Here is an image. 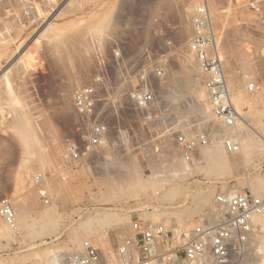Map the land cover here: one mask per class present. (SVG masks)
I'll list each match as a JSON object with an SVG mask.
<instances>
[{"label":"rangeland","instance_id":"rangeland-1","mask_svg":"<svg viewBox=\"0 0 264 264\" xmlns=\"http://www.w3.org/2000/svg\"><path fill=\"white\" fill-rule=\"evenodd\" d=\"M63 1L39 0V13L28 29L15 27L8 38H0V196L24 208L28 222L8 237L0 216V264H50L54 255L65 258L78 252L85 240L102 251L110 239V257L113 248L132 235L134 219L164 221L188 233L219 192L252 191L250 183H256L264 194V141L257 135L264 136V30L246 0H207L232 100L240 120L250 125L238 127L245 138L235 155L223 141L236 134V127L216 119L200 65L189 48L192 16L202 0H72L65 8ZM23 2L0 0V22L5 6ZM115 56L119 64H114ZM142 58L164 67L175 80L183 79L170 86L172 82L151 76L157 99L149 109L136 112L128 93L139 82L134 65H141ZM101 59L112 93L107 96L106 87L101 88L100 114L110 124L114 144L71 167L67 140L84 146L74 91L93 81ZM231 77L237 81L232 83ZM250 83L259 89L250 92ZM202 130L210 132L209 144L193 161H184L173 134ZM169 144L172 151L165 147ZM215 144L223 146L228 165L219 172L205 156ZM108 152H117L135 177L129 178L122 168L107 175L102 161ZM115 173L118 183L112 178ZM38 174L45 176L48 204L39 196ZM135 180L145 181L147 188L134 194L129 187ZM205 193L210 199L198 204L197 197ZM105 213L111 221L99 223L97 218ZM87 221H93L88 229ZM259 221L262 230L251 239L248 253L234 257L231 264H264V217Z\"/></svg>","mask_w":264,"mask_h":264},{"label":"built area","instance_id":"built-area-1","mask_svg":"<svg viewBox=\"0 0 264 264\" xmlns=\"http://www.w3.org/2000/svg\"><path fill=\"white\" fill-rule=\"evenodd\" d=\"M39 0H24L21 6L9 4L2 9L0 38H8L15 27H30V22L38 11ZM247 8L253 13L256 22L264 30V0H246ZM190 51L200 65L204 87L209 95L216 119L223 125L234 127L239 112L232 100L224 64L220 53L217 33L213 26L208 1L202 0L192 16ZM102 58V57H101ZM122 60V58H121ZM39 62V58L35 59ZM119 64V57H114ZM39 65L36 66V69ZM134 75L139 81L128 93L130 104L136 112L149 109L157 99L155 85L150 77L164 81L165 68L142 58L141 65H134ZM108 69L100 60L98 71L90 84L74 91L73 103L78 112L84 146L74 139H68V164L77 166L85 156L98 153L100 149L114 144L109 122L100 114L103 101L100 92L106 87L109 96ZM259 89L250 83L248 90ZM177 149L186 162L195 159L197 152L210 142V132L202 130L195 135L182 132L173 134ZM227 152L240 151V144L226 137L223 141ZM159 151V147L155 148ZM45 176H35L38 193L43 203L50 202L48 189L43 185ZM0 216L11 228L16 227L17 213L11 199L0 196ZM257 217H264V194L257 195L250 189H230L219 192L213 206L209 208L188 233L169 227L164 221L145 219L132 220V235L117 245L111 256L95 247L89 240L82 243L81 249L69 257L68 264H231L234 257L248 253L250 241L262 230Z\"/></svg>","mask_w":264,"mask_h":264},{"label":"bare ground","instance_id":"bare-ground-1","mask_svg":"<svg viewBox=\"0 0 264 264\" xmlns=\"http://www.w3.org/2000/svg\"><path fill=\"white\" fill-rule=\"evenodd\" d=\"M72 0H64L63 2H62V4H61V7L63 6V5H65L64 6V8L66 7V6H68L69 4H70V2H71ZM60 8V7H59ZM58 9V8H57ZM52 15H55V13L53 12V14ZM51 25V21L50 22H48V27H51L50 26ZM47 28V27H46ZM41 35V34H40ZM40 35H38V36H36L35 38H33V40L31 41L32 43H35L39 38H40ZM21 55V54H20ZM221 55V54H220ZM230 65V64H229ZM225 69V68H224ZM184 70H187L186 68L184 69ZM166 72H165V77H164V80H165V82H167V81H169V82H172L171 83V85L170 86H172V84H173V82H175L174 84H176V83H178V84H180L179 83V81H181V79H183L181 76H180V80H175L174 78H173V76L172 77H170V75H168V71L167 70H165ZM186 72V74H187V72H189L188 70L187 71H185ZM184 72V73H185ZM234 70H233V74H234ZM183 73V74H184ZM182 74V75H183ZM185 74V75H186ZM232 74V75H233ZM188 75V74H187ZM184 76V75H183ZM189 76V75H188ZM127 77H125V79H126ZM135 78V77H134ZM178 78V77H177ZM187 78V77H186ZM233 77H231V79H232ZM129 79V78H128ZM237 79V78H236ZM236 79H234L233 78V80H231L232 81V83H234L235 82V80ZM126 81L128 82V80L126 79ZM125 81V82H126ZM237 81V80H236ZM129 82H131V80H129ZM187 83H188V81H187ZM127 84V83H126ZM177 84V85H178ZM173 86H175V85H173ZM178 87V86H177ZM186 87H187V85H186ZM174 88V87H173ZM177 92H178V90H177ZM183 93V92H182ZM170 94V93H169ZM174 94V93H173ZM178 95V94H177ZM174 97V96H173ZM180 98V97H179ZM170 100H174V99H171V98H169ZM211 121H212V119H211ZM209 122V121H208ZM210 123H212V122H210ZM219 123V122H218ZM244 122L243 121H241L240 120V115H239V117H238V121H237V123H236V125H235V127H236V134H232V133H230V132H228L227 134H229L230 133V135H228L227 137L228 138H231V139H233V140H236V142L237 143H239V144H243L244 142L242 141V139L243 138H245V136H244V130L242 129V130H240V129H238V127H241V124H243ZM245 125L247 124L248 126H250L248 123H244ZM218 125V124H217ZM244 125V126H245ZM215 126V125H214ZM219 126V125H218ZM221 126V125H220ZM227 126V125H226ZM243 126V125H242ZM213 127V126H212ZM224 127V126H223ZM227 127H229V126H227ZM218 128V127H217ZM220 128V127H219ZM215 129L217 132L216 133H218V131H221V129ZM241 128H243V127H241ZM229 129V128H228ZM214 131V130H213ZM212 131V132H213ZM223 131H225V128H224V130ZM226 132H227V129H226ZM220 133H222V131L220 132ZM225 133V132H224ZM186 134H188V133H186ZM214 134V133H213ZM218 135H219V133H218ZM257 135H258V137L262 140V141H264V136L262 135V134H260V133H257ZM121 136H123V135H121ZM125 136V135H124ZM215 136V135H214ZM236 137H238L239 139H235ZM125 139V138H124ZM219 139V138H218ZM218 141H220V140H218ZM123 142V141H122ZM221 142V141H220ZM170 143V142H169ZM126 144V143H125ZM221 144V143H220ZM171 146L173 147V145H165V147H167V150L169 149L170 151H172L171 149H173V148H171ZM221 145H219V144H215V145H213V146H210L209 147V150L208 151H206L207 153H205L206 155V157H207V159L209 160V162H211L212 164H214V165H216L217 167H218V169H217V172H219V171H223V168L225 167L224 165H226V158L223 156V154H224V152H223V154L221 153V148L223 147V146H221ZM121 147V146H120ZM126 149H127V146H126ZM167 150H165V151H167ZM129 151V150H128ZM131 151V150H130ZM175 151V150H174ZM173 151V152H174ZM223 151V150H222ZM114 153H116V154H113V153H111V152H108L107 154H105L104 155V157H103V161H102V165H103V167H104V171L106 172V174L107 175H111L110 173H112V171L113 170H117V169H120V168H122L123 170L125 169V171H126V174L127 175H129V178L131 177V179H132V176H134L135 177V174L133 175V174H131V172H129V166H127V165H125V164H123L122 163V161L121 160H119V156H118V153L117 152H114ZM121 153V152H120ZM128 153L129 152H127V155L126 156H128ZM175 153V152H174ZM171 154H172V152H171ZM122 155V154H121ZM175 155V154H174ZM235 155V154H234ZM124 156H125V154H124ZM124 156L122 157L123 158V160H124ZM231 157V156H230ZM121 158V157H120ZM121 158V159H122ZM126 158V157H125ZM148 159V158H147ZM127 160H125V162H126ZM150 161V160H149ZM151 163L152 162H154L153 161V159H152V161H150ZM147 163H148V161H147ZM150 164V163H149ZM129 165V164H128ZM139 165V164H138ZM151 165V164H150ZM149 165V166H150ZM154 165V163H152V165L150 166V167H152ZM140 166V165H139ZM215 166V167H216ZM226 166H228V165H226ZM140 168V167H139ZM153 168V167H152ZM214 168V167H213ZM229 168V167H228ZM216 169H214V170H216ZM130 170H131V168H130ZM213 170V171H214ZM153 171V170H152ZM115 172V171H114ZM138 172V171H137ZM214 172H216V171H214ZM133 173V172H132ZM142 173V172H141ZM141 175V174H140ZM44 176V175H43ZM126 176V175H125ZM112 178H113V180L115 181V183H118L119 181H120V179L118 178V176H116V173L115 174H113L112 175ZM134 179V178H133ZM160 180H164V178L162 179H160ZM161 182V181H160ZM154 184V183H153ZM154 186V185H153ZM152 186V187H153ZM161 186V185H160ZM146 189L147 187H146V182L145 181H140V180H135V181H132L131 182V184H130V187H129V190L131 189L132 190V192L135 194V193H137L138 191H141V189L143 190V189ZM250 188L252 189V191L253 192H255L257 195L258 194H260V195H263V194H261V191L263 190V187H262V185H260V184H256V183H250ZM231 191H234L235 189L234 188H232V189H230ZM172 191V190H171ZM155 192V191H154ZM170 191H165L164 192V194H166V196H168V193H169ZM210 192V191H209ZM212 192V191H211ZM156 193H159V191L157 190L156 191ZM163 194V193H162ZM170 194V196H172L173 194L172 193H169ZM175 195V194H174ZM157 196V195H156ZM158 197V196H157ZM163 197V196H162ZM196 197V196H195ZM210 197H211V194L210 193H205V194H202V195H199L198 197H197V202H198V204H203L204 202H206L207 200H209L210 199ZM165 199V198H164ZM196 199V198H195ZM168 200H169V198H168ZM172 200V199H171ZM170 201V200H169ZM196 201V200H195ZM167 202V201H166ZM196 202V203H197ZM173 205V204H172ZM176 205V204H175ZM178 205V204H177ZM14 206V205H13ZM155 206H158L157 204L155 205ZM161 206V205H160ZM160 206H159V208H160ZM163 206V205H162ZM165 206H168V205H165ZM169 206H171V205H169ZM54 207V206H53ZM199 207V206H198ZM201 207V206H200ZM14 209H15V211H16V213H17V223H16V227L15 228H11V227H9L5 222L4 223H2V225H1V227L3 228V231H4V233L6 232L7 234H8V237H10L12 234H15L16 233V231L18 230V228H25L26 227V225H28L27 223H26V221H25V217H26V215H27V213H26V210L24 209V208H22V209H17L15 206H14ZM161 209H159L158 211H160ZM193 210V209H192ZM195 211H197L196 209H195ZM191 212L192 211H187L186 212V214H191ZM198 212V211H197ZM110 214L109 213H105L104 215H102L101 217H98L97 219H98V222L99 223H103V222H109V221H111V219H110ZM148 216V215H147ZM157 216V215H156ZM149 217L150 218H154L153 216H151V215H149ZM182 217H183V215H182ZM186 218H187V216H186ZM189 218V217H188ZM261 217H257L256 218V221H259V219H260ZM119 219V218H118ZM166 220V219H165ZM93 223V221H87L85 224H84V228H86V229H88L90 226H91V224ZM1 224V223H0ZM85 232V231H84ZM3 235V234H2ZM78 235V234H77ZM106 236V235H105ZM108 236V235H107ZM107 236H106V238H107ZM5 237V236H4ZM105 238V240L107 241L108 239H106ZM110 238V237H109ZM77 239V238H76ZM76 239H73V240H76ZM101 239V238H100ZM100 239H99V241H100ZM79 240V239H78ZM96 240H97V238H96ZM95 240V241H96ZM102 240V239H101ZM105 240H103V241H105ZM94 241V242H95ZM103 241H101V242H103ZM74 242V241H73ZM72 242V243H73ZM79 242V241H78ZM91 242V241H90ZM100 242V243H101ZM109 242H111L110 241V239H109V241L108 242H105V243H103V247L104 248H102V251L104 252V254L106 255L109 251H107L108 250V246H109ZM119 244V243H118ZM113 247V246H112ZM114 249V248H113ZM261 249H263V245H261V246H259L258 247V251L259 250H261ZM64 258V257H63ZM63 258H61V256H59L58 254L57 255H54L53 257H51L49 260H50V264H63L62 263V261L64 260V264H68V262H69V256L68 257H65L64 259ZM61 259H63L62 261H61Z\"/></svg>","mask_w":264,"mask_h":264}]
</instances>
